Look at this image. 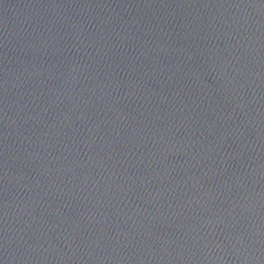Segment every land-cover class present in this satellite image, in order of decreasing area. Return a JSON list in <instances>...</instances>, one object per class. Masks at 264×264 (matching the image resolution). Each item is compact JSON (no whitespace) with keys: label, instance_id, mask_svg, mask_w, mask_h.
Listing matches in <instances>:
<instances>
[{"label":"water","instance_id":"water-1","mask_svg":"<svg viewBox=\"0 0 264 264\" xmlns=\"http://www.w3.org/2000/svg\"><path fill=\"white\" fill-rule=\"evenodd\" d=\"M0 264H264V0H0Z\"/></svg>","mask_w":264,"mask_h":264}]
</instances>
